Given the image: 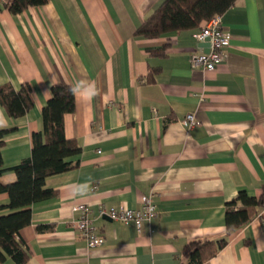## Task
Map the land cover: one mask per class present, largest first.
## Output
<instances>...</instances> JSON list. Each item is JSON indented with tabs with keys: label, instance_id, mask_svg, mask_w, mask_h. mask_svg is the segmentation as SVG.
Listing matches in <instances>:
<instances>
[{
	"label": "crops",
	"instance_id": "1",
	"mask_svg": "<svg viewBox=\"0 0 264 264\" xmlns=\"http://www.w3.org/2000/svg\"><path fill=\"white\" fill-rule=\"evenodd\" d=\"M162 1L48 0L12 14L0 0V85L28 82L34 99L19 118L0 105V128H14L4 136L0 182L15 181L11 168L30 156L54 83L74 89L64 133L80 147L69 158L75 167L46 177L54 194L31 205L30 224L0 238V264H182L188 241L224 233L225 204L238 191L262 193L264 0H236L222 14L231 41L209 72L191 65L205 49L193 37L200 28L135 35ZM191 112L198 123L186 129ZM148 194L158 215L139 232L98 215L101 204L138 208ZM8 202L0 193V206ZM80 202L91 205L101 245L88 247L75 228L71 208ZM207 264H264V208Z\"/></svg>",
	"mask_w": 264,
	"mask_h": 264
},
{
	"label": "trees",
	"instance_id": "2",
	"mask_svg": "<svg viewBox=\"0 0 264 264\" xmlns=\"http://www.w3.org/2000/svg\"><path fill=\"white\" fill-rule=\"evenodd\" d=\"M48 0H5L6 9L18 14L31 6L44 5ZM236 0H163L137 27L135 35L156 38L171 32L200 28L216 14H224ZM157 68L148 73L153 79ZM51 96L42 108V130L31 135V154L11 169L16 175L9 184L0 182V193H7L9 202L0 210V238L11 240L31 222V205L54 194L44 186L46 177L65 172L76 166L69 158L80 153L73 138L64 133V117L75 110V93L71 85L57 82L51 86ZM0 105L12 118L24 116L34 105L32 88L24 82L18 89L11 83L0 85ZM14 128H0V175L3 168L2 147L4 136ZM259 196H250L244 190L225 204V229L220 237L193 239L182 249V264H207V261L227 243L228 236L249 223L264 204V186ZM46 226H38L42 229ZM5 255L0 249V262Z\"/></svg>",
	"mask_w": 264,
	"mask_h": 264
},
{
	"label": "built area",
	"instance_id": "3",
	"mask_svg": "<svg viewBox=\"0 0 264 264\" xmlns=\"http://www.w3.org/2000/svg\"><path fill=\"white\" fill-rule=\"evenodd\" d=\"M3 3L5 0H1ZM196 40L204 41L208 38L209 51L200 52L193 56L192 68L201 71H214L219 63L225 58V48L231 41V33L222 26V15L216 14L203 23L198 31L193 34ZM198 123L193 112L187 113L181 120V124L190 129ZM94 187V186H93ZM264 208V204H263ZM72 211L78 215L74 218L75 228L86 239L88 247H95L102 244V237L98 234L94 225V216L91 205L88 203H75L72 205ZM107 214L111 219L132 222L139 232L143 222H149L158 215L156 205L151 200V194L144 195L141 198L138 208H128L121 206L106 208L103 204L98 206V215Z\"/></svg>",
	"mask_w": 264,
	"mask_h": 264
},
{
	"label": "water",
	"instance_id": "4",
	"mask_svg": "<svg viewBox=\"0 0 264 264\" xmlns=\"http://www.w3.org/2000/svg\"><path fill=\"white\" fill-rule=\"evenodd\" d=\"M203 44H204V51L203 52H208L209 51V42H208V38H206L204 41H203Z\"/></svg>",
	"mask_w": 264,
	"mask_h": 264
}]
</instances>
